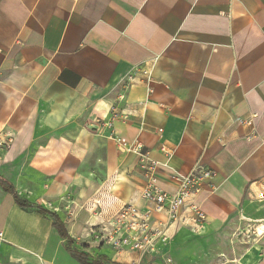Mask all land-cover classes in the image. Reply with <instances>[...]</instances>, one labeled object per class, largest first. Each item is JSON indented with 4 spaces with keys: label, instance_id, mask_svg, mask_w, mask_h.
I'll return each instance as SVG.
<instances>
[{
    "label": "crops",
    "instance_id": "1",
    "mask_svg": "<svg viewBox=\"0 0 264 264\" xmlns=\"http://www.w3.org/2000/svg\"><path fill=\"white\" fill-rule=\"evenodd\" d=\"M134 143L169 193L167 175L214 173L197 255L232 228L237 261L264 264V0H0V264H80L38 207L72 251L139 264L85 240L142 205Z\"/></svg>",
    "mask_w": 264,
    "mask_h": 264
},
{
    "label": "built area",
    "instance_id": "2",
    "mask_svg": "<svg viewBox=\"0 0 264 264\" xmlns=\"http://www.w3.org/2000/svg\"><path fill=\"white\" fill-rule=\"evenodd\" d=\"M126 151L138 157V167L145 179L140 194L143 203L141 206L127 203L107 221L88 228L85 233L88 246L94 244L97 248L106 246L115 253L142 255L159 244L165 246L181 228L190 233L203 230L207 217L197 199L214 173L204 168L186 175H167L174 184V192L169 193L158 186L159 167L148 158L141 144L134 143ZM256 233L261 238L264 229Z\"/></svg>",
    "mask_w": 264,
    "mask_h": 264
},
{
    "label": "rangeland",
    "instance_id": "3",
    "mask_svg": "<svg viewBox=\"0 0 264 264\" xmlns=\"http://www.w3.org/2000/svg\"><path fill=\"white\" fill-rule=\"evenodd\" d=\"M260 225L262 224H254V227L249 230L248 235L252 239L257 238L256 231L258 234L263 231L264 228ZM224 229L211 233L214 240L208 242L209 247H202L199 255L196 254L198 243L209 236L206 228L197 233L182 232L177 238L172 237L165 246L157 245L153 251L139 256V264H240L237 260L244 248L238 237L240 231L232 228ZM259 243L263 249L259 259L264 262V238Z\"/></svg>",
    "mask_w": 264,
    "mask_h": 264
},
{
    "label": "trees",
    "instance_id": "4",
    "mask_svg": "<svg viewBox=\"0 0 264 264\" xmlns=\"http://www.w3.org/2000/svg\"><path fill=\"white\" fill-rule=\"evenodd\" d=\"M0 184L3 187V189L8 192V193H13V189L12 187L7 184L5 181H3L2 179H0ZM14 198V202L16 203V205L21 208V209H28L30 206L28 205V203L20 198H18L16 195L13 197ZM37 211L41 214H44L46 216H48L53 223V226L55 227V229L57 230L58 234L60 235V237L62 239L66 240V249L68 250V252L71 254V256L80 264H116V263H112L109 260H107L106 257H101L95 260H91L89 258L88 255H86L85 253H78L76 251H72L70 249V246L72 245V240L68 237L66 229L64 227V225L59 221V219L53 215L50 214L49 212L43 210L42 208H37ZM86 247H84L85 249Z\"/></svg>",
    "mask_w": 264,
    "mask_h": 264
}]
</instances>
